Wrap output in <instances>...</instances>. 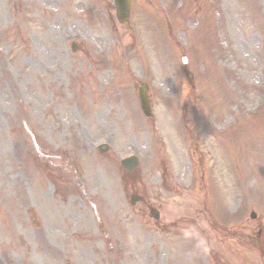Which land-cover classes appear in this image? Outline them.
I'll return each instance as SVG.
<instances>
[{
    "label": "rangeland",
    "instance_id": "rangeland-1",
    "mask_svg": "<svg viewBox=\"0 0 264 264\" xmlns=\"http://www.w3.org/2000/svg\"><path fill=\"white\" fill-rule=\"evenodd\" d=\"M41 1L0 0V264H264V0Z\"/></svg>",
    "mask_w": 264,
    "mask_h": 264
},
{
    "label": "water",
    "instance_id": "water-1",
    "mask_svg": "<svg viewBox=\"0 0 264 264\" xmlns=\"http://www.w3.org/2000/svg\"><path fill=\"white\" fill-rule=\"evenodd\" d=\"M129 5H130V0H113V6L116 9V18L120 24L125 23L126 20L128 19ZM73 50L75 49L73 48ZM146 90L147 88L145 85H141L139 87V104L143 115L145 117H150V109L146 99ZM99 150L105 152L107 150V147L102 146L100 147ZM136 163H137L136 160L131 158L123 161L122 166L128 171H132L135 168ZM136 201H137L136 198H132V204H134ZM151 215L155 219L158 218V215L153 210H151Z\"/></svg>",
    "mask_w": 264,
    "mask_h": 264
},
{
    "label": "bare ground",
    "instance_id": "bare-ground-1",
    "mask_svg": "<svg viewBox=\"0 0 264 264\" xmlns=\"http://www.w3.org/2000/svg\"><path fill=\"white\" fill-rule=\"evenodd\" d=\"M58 0H42L41 2H45L47 4L57 3ZM86 88H89V85L86 86ZM70 113H66V115H69ZM116 200V199H115Z\"/></svg>",
    "mask_w": 264,
    "mask_h": 264
}]
</instances>
